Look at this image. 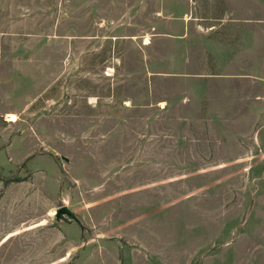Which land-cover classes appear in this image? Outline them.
<instances>
[{
    "label": "rangeland",
    "instance_id": "1",
    "mask_svg": "<svg viewBox=\"0 0 264 264\" xmlns=\"http://www.w3.org/2000/svg\"><path fill=\"white\" fill-rule=\"evenodd\" d=\"M0 264H264V0H0Z\"/></svg>",
    "mask_w": 264,
    "mask_h": 264
},
{
    "label": "bare ground",
    "instance_id": "2",
    "mask_svg": "<svg viewBox=\"0 0 264 264\" xmlns=\"http://www.w3.org/2000/svg\"><path fill=\"white\" fill-rule=\"evenodd\" d=\"M7 118H8V121L9 122H16L17 121V116H16V114H14V113H11V114H8L7 115Z\"/></svg>",
    "mask_w": 264,
    "mask_h": 264
},
{
    "label": "water",
    "instance_id": "3",
    "mask_svg": "<svg viewBox=\"0 0 264 264\" xmlns=\"http://www.w3.org/2000/svg\"><path fill=\"white\" fill-rule=\"evenodd\" d=\"M58 214L59 215H61V214H69V211H68L67 208H61V209H59Z\"/></svg>",
    "mask_w": 264,
    "mask_h": 264
}]
</instances>
